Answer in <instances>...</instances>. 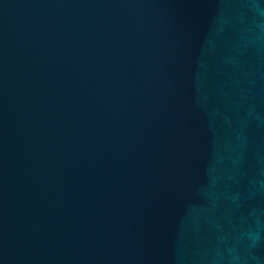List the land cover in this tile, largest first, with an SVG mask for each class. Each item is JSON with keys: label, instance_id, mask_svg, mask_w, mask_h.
Returning a JSON list of instances; mask_svg holds the SVG:
<instances>
[{"label": "water", "instance_id": "1", "mask_svg": "<svg viewBox=\"0 0 264 264\" xmlns=\"http://www.w3.org/2000/svg\"><path fill=\"white\" fill-rule=\"evenodd\" d=\"M0 264H264V0H0Z\"/></svg>", "mask_w": 264, "mask_h": 264}]
</instances>
